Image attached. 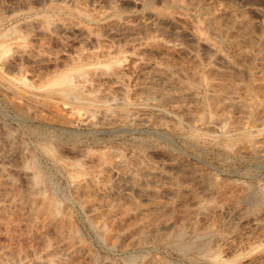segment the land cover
<instances>
[{
	"label": "rangeland",
	"instance_id": "obj_1",
	"mask_svg": "<svg viewBox=\"0 0 264 264\" xmlns=\"http://www.w3.org/2000/svg\"><path fill=\"white\" fill-rule=\"evenodd\" d=\"M261 262L264 0H0V264Z\"/></svg>",
	"mask_w": 264,
	"mask_h": 264
},
{
	"label": "bare ground",
	"instance_id": "obj_2",
	"mask_svg": "<svg viewBox=\"0 0 264 264\" xmlns=\"http://www.w3.org/2000/svg\"><path fill=\"white\" fill-rule=\"evenodd\" d=\"M7 31H8V29H7ZM7 31H6V32H7ZM9 33H10V32H9ZM13 33H14V31H13ZM3 34L7 35L6 33H3ZM2 36H3V35H2ZM111 80H113V79H111ZM119 181H121V179H120ZM121 185H122V184H121ZM121 185H120V186H121ZM123 188H126V189H127V187H125L124 184H123ZM129 188H130V187H129ZM126 189H121V188H120V190H121V191L124 190V192L126 191ZM127 193H128V192H127ZM256 218H257V217H256ZM257 219H258V218H257ZM256 221H257V220H256ZM257 260H258V259H257ZM259 261H260V260H259ZM254 263H257V261L254 262ZM254 263H253V264H254ZM258 264H259V263H258ZM261 264H262V262H261Z\"/></svg>",
	"mask_w": 264,
	"mask_h": 264
}]
</instances>
